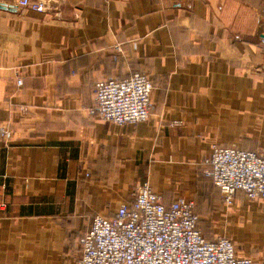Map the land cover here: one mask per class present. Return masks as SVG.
I'll return each instance as SVG.
<instances>
[{"label":"crops","instance_id":"obj_1","mask_svg":"<svg viewBox=\"0 0 264 264\" xmlns=\"http://www.w3.org/2000/svg\"><path fill=\"white\" fill-rule=\"evenodd\" d=\"M0 4V125L13 134L0 264H75L93 218L130 206L143 180L166 206L194 202L205 239L264 264V199L237 191L227 207L203 173L212 145L264 150V0ZM134 72L154 84L146 122L89 115L98 81Z\"/></svg>","mask_w":264,"mask_h":264},{"label":"built area","instance_id":"obj_2","mask_svg":"<svg viewBox=\"0 0 264 264\" xmlns=\"http://www.w3.org/2000/svg\"><path fill=\"white\" fill-rule=\"evenodd\" d=\"M17 5L45 12L49 0H17ZM114 50L119 52L120 45ZM153 87V80L144 72L100 80L95 84L89 115L118 126L144 123L150 116ZM12 136L0 125V144L7 146ZM204 166V175L227 207L237 191L250 201L264 199V150L212 145ZM5 207L1 203L0 211ZM78 245L80 256L75 264H263L238 257L230 238L205 239L194 202L178 199L166 206L147 180L136 186L132 204L121 206L113 218L96 215Z\"/></svg>","mask_w":264,"mask_h":264},{"label":"water","instance_id":"obj_3","mask_svg":"<svg viewBox=\"0 0 264 264\" xmlns=\"http://www.w3.org/2000/svg\"><path fill=\"white\" fill-rule=\"evenodd\" d=\"M0 7H2V8H7V6L4 5V4H0ZM260 36H261V38H264V34H261Z\"/></svg>","mask_w":264,"mask_h":264},{"label":"rangeland","instance_id":"obj_4","mask_svg":"<svg viewBox=\"0 0 264 264\" xmlns=\"http://www.w3.org/2000/svg\"><path fill=\"white\" fill-rule=\"evenodd\" d=\"M216 189V188H215ZM216 191H217V189H216ZM218 192V191H217ZM219 193V192H218ZM219 195H220V193H219Z\"/></svg>","mask_w":264,"mask_h":264}]
</instances>
